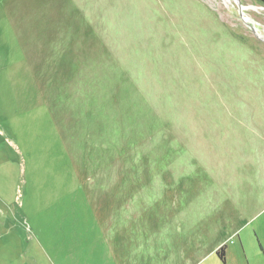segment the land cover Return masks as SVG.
Returning <instances> with one entry per match:
<instances>
[{"label": "rangeland", "instance_id": "obj_1", "mask_svg": "<svg viewBox=\"0 0 264 264\" xmlns=\"http://www.w3.org/2000/svg\"><path fill=\"white\" fill-rule=\"evenodd\" d=\"M198 238L264 264V5L0 0V264H190Z\"/></svg>", "mask_w": 264, "mask_h": 264}, {"label": "crops", "instance_id": "obj_2", "mask_svg": "<svg viewBox=\"0 0 264 264\" xmlns=\"http://www.w3.org/2000/svg\"><path fill=\"white\" fill-rule=\"evenodd\" d=\"M179 235V234H178ZM169 238V236H168ZM174 238H178L179 237L177 236H174ZM184 237L181 236L180 239H183ZM183 242L185 243V239L183 240ZM224 246L225 247V252H224V261H221L219 260L222 264H228V261L231 259V258H234L235 256H233V254L235 255L234 252H230L228 249H226V245H223V243H219L216 248L214 249V251H211L209 254L212 255L214 257V255H216V251L220 248ZM193 247H194V254L195 255H188L192 260L189 261L190 264H201V239L198 238L197 241L193 244ZM151 250H152V254L154 255L155 253H158L156 251L155 248L151 247ZM217 257V256H216Z\"/></svg>", "mask_w": 264, "mask_h": 264}, {"label": "water", "instance_id": "obj_3", "mask_svg": "<svg viewBox=\"0 0 264 264\" xmlns=\"http://www.w3.org/2000/svg\"><path fill=\"white\" fill-rule=\"evenodd\" d=\"M237 1V0H236ZM238 10H239V15H240V18L242 19V21L251 29V31L256 34V28L253 24V21L251 20H246L247 18H245L243 16V7L238 3Z\"/></svg>", "mask_w": 264, "mask_h": 264}, {"label": "trees", "instance_id": "obj_4", "mask_svg": "<svg viewBox=\"0 0 264 264\" xmlns=\"http://www.w3.org/2000/svg\"><path fill=\"white\" fill-rule=\"evenodd\" d=\"M264 5V0H259ZM225 247H221L216 251V256L221 260L224 261V251Z\"/></svg>", "mask_w": 264, "mask_h": 264}]
</instances>
